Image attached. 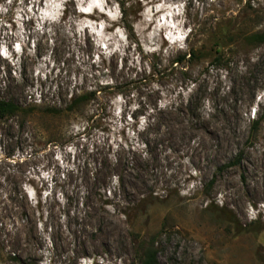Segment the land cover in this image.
Here are the masks:
<instances>
[{"label":"rangeland","instance_id":"374dc122","mask_svg":"<svg viewBox=\"0 0 264 264\" xmlns=\"http://www.w3.org/2000/svg\"><path fill=\"white\" fill-rule=\"evenodd\" d=\"M248 3L264 9L0 0V97L115 87L86 119L0 122V264H141L151 240L158 264H264V45L240 42L264 31V13L244 16ZM218 43L225 68L211 64ZM91 115L89 132L67 135Z\"/></svg>","mask_w":264,"mask_h":264},{"label":"trees","instance_id":"16d2710c","mask_svg":"<svg viewBox=\"0 0 264 264\" xmlns=\"http://www.w3.org/2000/svg\"><path fill=\"white\" fill-rule=\"evenodd\" d=\"M121 5V13L122 17L125 20V14H126V8L124 2L120 3ZM243 15L248 17L252 14H254L252 19L260 18L261 14L264 13V9H258L255 10L251 3H248L247 5L243 6ZM245 20V19H243ZM229 26L227 27L225 25L226 31H236L237 26L232 24V30L230 28L231 20H229ZM234 27V28H233ZM234 29V30H233ZM241 43L246 47H258L264 45V31L262 32H245L243 36H241L240 39ZM213 47H216L214 49L215 55L213 56V59L211 61L212 65H215L218 68H225V55L222 53V50L220 48L219 43L215 44ZM219 47V48H217ZM205 54V47L199 48V49H191L186 53L178 54L173 60L172 65L174 67L182 66L186 63H192L197 62ZM115 90V87L112 86L109 83L106 84H98L97 87H92L89 89H81L79 87H74L71 91L67 92L66 96L62 98V100L58 101V97L55 96V100L50 99V96H45L42 92L39 93L38 96L29 95V99L27 102L22 105L19 102H17L14 99H7L0 97V122L2 121L4 123V130L5 128L6 120L7 119H16L20 118L22 119L23 126L29 119L34 118H43V119H50V120H60L63 118L71 119L75 117H79L82 119H86V116H84V112L87 110L89 106L92 104H101V94H103L107 90ZM52 96V97H53ZM26 98V99H27ZM256 112L254 114L253 120H251V133L252 135H256L259 131L260 124L262 123V118L255 117ZM93 117H89L87 121L86 127L82 129V133L80 132H67V135H70L71 137H77L80 134H86L89 132V130L96 124L98 116L97 115H91ZM79 118V119H80ZM257 118V119H256ZM92 123V126L90 125ZM44 133L48 132V130H43ZM21 138H16L15 140L12 139L11 141V147L19 143L17 140ZM4 139H2V135L0 134V148L1 146H4ZM9 148V146H8ZM4 149L6 151V147L4 146ZM7 152V151H6ZM3 153L5 155L4 157L10 158L11 156L7 153ZM140 253H141V264H158V250L155 247V241L151 240L150 242H141L140 246Z\"/></svg>","mask_w":264,"mask_h":264},{"label":"bare ground","instance_id":"6f19581e","mask_svg":"<svg viewBox=\"0 0 264 264\" xmlns=\"http://www.w3.org/2000/svg\"><path fill=\"white\" fill-rule=\"evenodd\" d=\"M211 155V154H210ZM198 163V162H197ZM175 172V171H174ZM174 180V179H173ZM177 183V182H176ZM262 185V184H261ZM251 190V189H250ZM264 190V189H263ZM231 197V196H230Z\"/></svg>","mask_w":264,"mask_h":264}]
</instances>
